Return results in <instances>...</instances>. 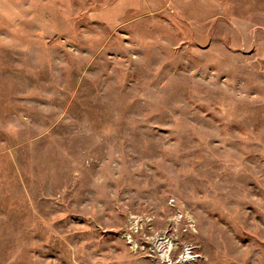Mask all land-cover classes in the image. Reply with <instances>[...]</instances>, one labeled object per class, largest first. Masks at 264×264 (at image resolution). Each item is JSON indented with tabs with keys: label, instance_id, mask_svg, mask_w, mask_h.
<instances>
[{
	"label": "rangeland",
	"instance_id": "374dc122",
	"mask_svg": "<svg viewBox=\"0 0 264 264\" xmlns=\"http://www.w3.org/2000/svg\"><path fill=\"white\" fill-rule=\"evenodd\" d=\"M56 1H0V264H264V0Z\"/></svg>",
	"mask_w": 264,
	"mask_h": 264
},
{
	"label": "crops",
	"instance_id": "0c3cea01",
	"mask_svg": "<svg viewBox=\"0 0 264 264\" xmlns=\"http://www.w3.org/2000/svg\"><path fill=\"white\" fill-rule=\"evenodd\" d=\"M1 1V0H0ZM26 2L28 0H25ZM33 2L35 0H32ZM66 0H57L56 6L59 14H65L67 7ZM72 13L79 8L81 0H71ZM210 0H88V8L85 15L92 22L104 24L110 29L132 21H147L161 14H168L178 20H183L188 24L202 27V23L214 17L215 6L210 4ZM219 4V0H217ZM8 3L10 14H24L20 9L24 6L18 0H4ZM214 3L215 0H212ZM0 5H2L0 3ZM6 5H4L5 8ZM218 9V8H216ZM218 12V11H217Z\"/></svg>",
	"mask_w": 264,
	"mask_h": 264
},
{
	"label": "built area",
	"instance_id": "2783aa9c",
	"mask_svg": "<svg viewBox=\"0 0 264 264\" xmlns=\"http://www.w3.org/2000/svg\"><path fill=\"white\" fill-rule=\"evenodd\" d=\"M164 237H161V236H158L157 234H154L152 237H150V240L151 241H157L158 242V246L157 247H154V248H149L150 249V251H152V252H154V251H156V252H158V253H168L171 249H172V245L170 246H166V242H167V240H164L163 239ZM164 240V241H163ZM154 244V243H153ZM168 248V249H167ZM173 250V249H172ZM169 255V254H168ZM186 255H189L190 257H191V255L189 254V252L186 250V249H184V254H182V255H180L179 256V260L177 261V262H175V263H178L179 261L180 262H182L184 259H185V256ZM162 257H161V255H160V259H161ZM162 260H163V258H162ZM161 261V260H160ZM164 264H171V259L167 256V255H165V258H164ZM187 261H189V260H186L185 262H187ZM191 261V260H190ZM163 264V263H162Z\"/></svg>",
	"mask_w": 264,
	"mask_h": 264
},
{
	"label": "bare ground",
	"instance_id": "6f19581e",
	"mask_svg": "<svg viewBox=\"0 0 264 264\" xmlns=\"http://www.w3.org/2000/svg\"><path fill=\"white\" fill-rule=\"evenodd\" d=\"M185 259H186V257H185Z\"/></svg>",
	"mask_w": 264,
	"mask_h": 264
}]
</instances>
